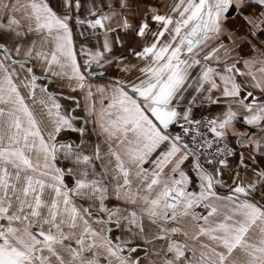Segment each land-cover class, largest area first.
Wrapping results in <instances>:
<instances>
[{
	"label": "snow or ice",
	"instance_id": "obj_1",
	"mask_svg": "<svg viewBox=\"0 0 264 264\" xmlns=\"http://www.w3.org/2000/svg\"><path fill=\"white\" fill-rule=\"evenodd\" d=\"M0 264H264V0H0Z\"/></svg>",
	"mask_w": 264,
	"mask_h": 264
},
{
	"label": "crops",
	"instance_id": "obj_2",
	"mask_svg": "<svg viewBox=\"0 0 264 264\" xmlns=\"http://www.w3.org/2000/svg\"><path fill=\"white\" fill-rule=\"evenodd\" d=\"M146 2L148 3H151V4H154V5H157L160 7L161 11H164L167 9V6L170 5L173 0H146ZM122 51V50H121ZM126 56H128L129 54L127 52L124 53ZM78 59H81L82 58L80 56H78ZM131 59V57H130ZM134 62V61H133ZM108 73L109 75H117L119 73H117L116 69L114 67L112 68H109L108 69ZM92 83L94 84H99V83H106L107 82V78L105 79H95V80H92L91 81ZM38 84H42V83H48L47 81H44V80H41V81H37ZM67 81H57V85H56V88L53 89L52 85H49V90L50 91H57V95L58 96H61V94H63V96H66L68 94H71L73 96H75L77 98V100H79L80 102V107L76 109V111L74 113H72L73 115H76V116H79V117H84L85 116V112H84V105L86 103H88V101H86L85 99V94L87 92V89L85 88L84 91H77V92H72L70 93V90L67 86ZM74 83V82H73ZM21 91L23 93H26L27 90L24 89L23 87L21 88ZM94 91V96H93V100H95L96 102V109L97 111L100 110V95L99 93H95V90ZM38 94H39V90H37ZM60 102L62 105L65 106V108H70L73 104L72 101H68V100H65L63 98L60 99ZM29 103H31L29 101ZM105 104H107V100H105ZM35 111L37 112V114L39 115V112H40V108L39 106H33ZM89 120L91 121L92 120V117H89ZM83 123V120H78L77 121V124H82ZM94 127L93 123H89L87 125V128L89 129V131L91 132V129ZM72 138L74 141L78 142V138H77V135L76 134H72ZM89 140H90V143L87 145V148L89 151H91L92 149V145L99 142L101 144V152L102 154L106 151V145L103 143L104 141V137L103 135H97L95 133L91 134L89 136Z\"/></svg>",
	"mask_w": 264,
	"mask_h": 264
}]
</instances>
